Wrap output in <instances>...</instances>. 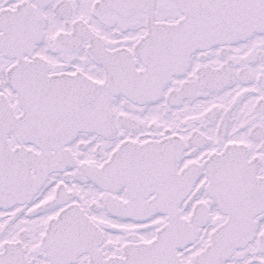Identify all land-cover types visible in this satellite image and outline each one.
Instances as JSON below:
<instances>
[{
    "label": "snow or ice",
    "instance_id": "1",
    "mask_svg": "<svg viewBox=\"0 0 264 264\" xmlns=\"http://www.w3.org/2000/svg\"><path fill=\"white\" fill-rule=\"evenodd\" d=\"M0 264H264V0H0Z\"/></svg>",
    "mask_w": 264,
    "mask_h": 264
}]
</instances>
